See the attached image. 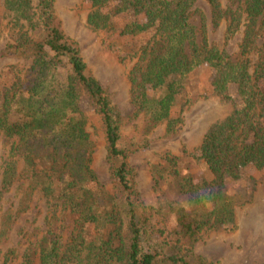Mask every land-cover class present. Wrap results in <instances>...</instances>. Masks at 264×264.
<instances>
[{
	"label": "trees",
	"instance_id": "1",
	"mask_svg": "<svg viewBox=\"0 0 264 264\" xmlns=\"http://www.w3.org/2000/svg\"><path fill=\"white\" fill-rule=\"evenodd\" d=\"M85 1L92 29L111 32L116 40L146 38L130 55L137 60L128 80L135 115H143L148 128L164 123L171 132L182 122L172 109L198 69L209 73V92L232 109L210 125L197 149L209 180L181 176L172 156L153 173L155 184L167 182L174 194L160 195L156 214L163 227L154 231L129 165L130 155L145 148L142 135L149 130L141 135L121 129L118 112L64 32L56 0H37L35 7L31 0H0L12 40L4 53L30 60L27 69L0 81V135L10 142L0 165V197L14 187L15 197L23 192L18 213L27 209L34 189L53 212L65 211L75 224L66 242L50 226L20 264H209L182 249V241L194 243L205 227L234 225L227 179L239 178L246 167L264 170V0H233L226 9L220 0H203L214 25L225 20L229 36L241 30L236 59L208 43L204 25L199 35L190 22L199 0ZM36 28L38 35L28 33ZM80 92L93 106L111 163L109 190L91 168L94 143L79 107ZM8 213L1 216L5 227Z\"/></svg>",
	"mask_w": 264,
	"mask_h": 264
},
{
	"label": "rangeland",
	"instance_id": "2",
	"mask_svg": "<svg viewBox=\"0 0 264 264\" xmlns=\"http://www.w3.org/2000/svg\"><path fill=\"white\" fill-rule=\"evenodd\" d=\"M31 1L35 7L37 0ZM232 1L220 0L221 7L226 9ZM55 10L64 32L77 43L92 74L118 112L121 129L126 133L141 132V135L149 130L146 135H142L147 143L145 148L130 155L129 165L133 174V187L141 209L149 218L150 227L154 231L162 229L163 225L159 223L160 219L156 214L159 197L162 198L160 195L165 194L174 198V194L167 182L161 181L156 185L153 173L160 169L159 165L166 156H172L177 159L181 176H191L196 183L209 180L211 177L203 162L198 159L197 149L204 132L211 124L225 117L232 105L221 102L209 92V73L198 69L187 81L185 90L179 97L180 107L177 102V106L172 109V115L180 116L182 122L171 132L166 131L164 123L148 128L144 116L135 115L128 80L137 60L130 55L146 38L122 37L116 40L117 36L111 32L92 29L86 23L88 5L85 0H56ZM7 15V12L0 10V81L9 72L16 73L30 65L29 59L4 53L7 46L12 44L11 32L6 27ZM190 22L199 35L200 27L204 25L209 44L225 49L232 59L239 56L241 30L229 36L225 20L214 25L210 8L205 1L199 0L192 7ZM28 33L38 35V29H28ZM79 107L87 118L86 129L94 143L91 168L98 183L109 190L113 184L111 163L96 124L93 106L84 92H80ZM263 118L264 113L262 120ZM9 146L10 142L0 135V165L6 159ZM27 177H30L29 172ZM226 186L228 196L234 201V225L205 227L194 243L182 241L180 247L184 250L191 249L192 254L209 264H264V170L246 167L240 171L239 178L227 179ZM14 188L0 197V264H20L30 245L39 241L50 226L66 242L75 225L72 216L58 209L53 212L34 189L27 195V209H19L17 213L18 199L25 195L23 192H16L15 197ZM179 201L187 205L183 197H179ZM6 209H9V213L5 227L1 225V216ZM88 233H91L90 230Z\"/></svg>",
	"mask_w": 264,
	"mask_h": 264
}]
</instances>
